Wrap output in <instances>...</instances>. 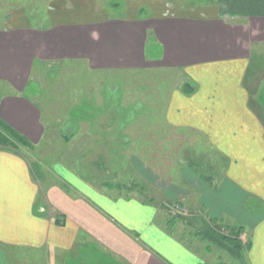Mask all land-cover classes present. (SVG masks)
I'll list each match as a JSON object with an SVG mask.
<instances>
[{
    "label": "crops",
    "instance_id": "0c3cea01",
    "mask_svg": "<svg viewBox=\"0 0 264 264\" xmlns=\"http://www.w3.org/2000/svg\"><path fill=\"white\" fill-rule=\"evenodd\" d=\"M142 7L111 14L97 0H56L45 26L21 11L9 17L0 26L7 88L0 117L33 145L43 140L42 110L24 93L42 62L182 70L193 89L174 91L167 121L200 134L224 160L215 179L185 166L184 183L196 192L198 213L240 229L245 243L202 249L170 231L161 207L138 195L41 187L22 150L0 142V264H12L11 249L43 248L69 255L70 264H264V0H148ZM140 172L153 181L149 169ZM159 189L167 199L186 194L181 186Z\"/></svg>",
    "mask_w": 264,
    "mask_h": 264
},
{
    "label": "rangeland",
    "instance_id": "374dc122",
    "mask_svg": "<svg viewBox=\"0 0 264 264\" xmlns=\"http://www.w3.org/2000/svg\"><path fill=\"white\" fill-rule=\"evenodd\" d=\"M97 1L100 8L120 14L127 5L141 9L148 0ZM170 1L190 4L193 0ZM54 2L0 0V26L19 11L34 26H45ZM155 51L150 48L147 54ZM186 80L182 70L158 65L114 71L92 70L82 60L42 62L24 93L41 108L45 135L37 145L20 146L24 157L38 167L40 186H64L75 194L78 185L138 195L158 204L168 229L184 240L196 241L202 249L207 245L218 250L242 247L245 242L240 233L236 236L225 223H215L203 212L198 213L196 192L184 183L185 166L215 179L224 162L200 134L174 128L167 121L173 93ZM5 90L0 85V96ZM190 162H199L198 168ZM141 169H149L153 181L147 180ZM165 186L185 188V197L165 198L159 189ZM179 204L180 209L174 208ZM227 234L236 236L235 242L226 240ZM227 241L234 244L230 246ZM64 255L44 248L9 251L12 264H70L65 259H70L69 255Z\"/></svg>",
    "mask_w": 264,
    "mask_h": 264
},
{
    "label": "trees",
    "instance_id": "16d2710c",
    "mask_svg": "<svg viewBox=\"0 0 264 264\" xmlns=\"http://www.w3.org/2000/svg\"><path fill=\"white\" fill-rule=\"evenodd\" d=\"M184 89L186 91H191L193 89L192 84L190 82H186L184 84ZM0 142L5 147H12L14 149H20L21 145L25 146H33V144L22 134H20L17 130H15L13 127H11L9 124H7L1 117H0ZM199 162H190V166L197 167V164ZM32 168L36 175H38V167L34 164H32ZM199 172V170H198ZM177 202V201H176ZM180 205V204H179ZM173 207V205H172ZM233 234H236V236L239 235L240 229L231 228L230 229ZM234 237L232 234H227L224 236L225 239L228 241H235L237 238Z\"/></svg>",
    "mask_w": 264,
    "mask_h": 264
},
{
    "label": "built area",
    "instance_id": "2783aa9c",
    "mask_svg": "<svg viewBox=\"0 0 264 264\" xmlns=\"http://www.w3.org/2000/svg\"><path fill=\"white\" fill-rule=\"evenodd\" d=\"M174 208L180 209V205H175Z\"/></svg>",
    "mask_w": 264,
    "mask_h": 264
}]
</instances>
